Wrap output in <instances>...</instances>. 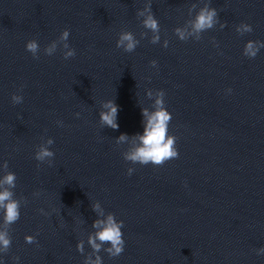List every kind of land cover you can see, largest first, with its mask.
<instances>
[{
  "label": "water",
  "instance_id": "1",
  "mask_svg": "<svg viewBox=\"0 0 264 264\" xmlns=\"http://www.w3.org/2000/svg\"><path fill=\"white\" fill-rule=\"evenodd\" d=\"M149 4L156 44L142 25ZM206 4L219 22L196 33ZM241 23L253 31L239 34ZM65 29L76 52L68 59L58 40ZM122 31L140 41L131 53L116 47ZM33 39L39 59L25 47ZM249 40L264 42V0H0V179L7 161L23 198L0 264H84L97 255L102 264H264V48L245 56ZM157 90L179 156L162 166L125 161ZM108 100L118 105V129L100 124ZM121 134L129 138L118 143ZM40 146L54 152L51 166L34 158ZM110 213L124 222L117 257L103 250L109 244L94 254L88 243L100 230L93 222Z\"/></svg>",
  "mask_w": 264,
  "mask_h": 264
},
{
  "label": "clouds",
  "instance_id": "2",
  "mask_svg": "<svg viewBox=\"0 0 264 264\" xmlns=\"http://www.w3.org/2000/svg\"><path fill=\"white\" fill-rule=\"evenodd\" d=\"M148 13L147 16L142 21V25L145 29L150 30L154 35L151 38V43L156 44L160 41V27L158 20L154 17L151 10V4L145 9ZM139 16H144V12H138ZM217 10L206 4L205 7L201 8L199 14L196 16L195 20L192 22L193 30L196 33H201L203 31L212 29L219 21L217 19ZM221 28L225 27V24H220ZM236 31L243 35L244 33H250L253 31L252 26L246 23H241L237 26ZM175 35L182 41L186 40L184 31L180 28L174 30ZM69 30L65 29L59 36V42H62V46L66 51L63 55L65 59L74 57L76 55L75 49L71 48L67 43L69 38ZM199 39V37H198ZM140 43L138 39L135 38L131 31H122L119 33V38L116 42L117 48H122L125 52H133L137 45ZM164 47L168 46L167 40L165 41ZM26 50L33 55V58L39 59L38 42L33 39L26 43ZM264 48V42L249 40L244 47V55L249 58H254L259 49ZM57 50V40L51 42L50 45L46 46L44 53L46 55H53ZM156 61L150 62L151 66H156ZM229 92L231 89L228 90ZM151 96V92H149ZM165 92L163 90H157L156 100H155V110L149 114L147 109H141L142 116L146 118V123L144 126V134L138 136L139 145L133 147L131 150L123 153V158L125 161L131 162L133 164L139 163L140 165L152 164L154 166H162L166 161L171 159H176L179 156L178 150L176 148L177 137L169 134V124L172 120V114L167 110L165 106ZM23 100L21 95L13 94L12 102L14 104H19ZM102 107L106 111H101L100 124L102 126H107L112 129H118L119 125L117 121L118 105L114 101H106ZM79 116V113L76 114ZM58 124L62 125L61 121H57ZM127 134H121L117 142H124L128 140ZM53 140L50 138L47 144L50 146L53 144ZM54 157V152L50 150L49 147L40 146L39 150L35 152L34 158L38 162L47 161L49 166H51L52 159ZM3 177L0 179V210L3 212L2 216V229L0 230V253H7L11 247L12 238L10 235L11 225L14 224L20 218V207L21 200L15 198L13 189L16 187V174L8 170V163L5 161L3 163ZM134 171L133 168H128V174L131 175ZM39 193H35L38 195ZM26 203V201H25ZM93 211L99 209V203L93 204ZM44 213L43 209L40 210ZM101 225L103 227L101 228ZM124 222L122 220H117L114 213H110L106 221L96 220L93 222V228H99L94 235H89L88 243L91 245L93 253H99L102 246L109 244L110 247H106L103 250L108 253L110 257H117L124 251L125 241L123 239V233L121 231ZM26 243L32 244L36 242V237L33 235L25 236ZM99 241L100 243H97ZM77 250L80 253L84 251V242L79 241L77 243ZM264 253V248L257 250V254ZM14 259L19 260V257ZM84 264H102L101 257L96 256L95 260L91 259V256L87 257Z\"/></svg>",
  "mask_w": 264,
  "mask_h": 264
}]
</instances>
